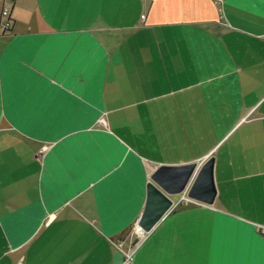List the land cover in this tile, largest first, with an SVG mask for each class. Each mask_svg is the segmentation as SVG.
Returning <instances> with one entry per match:
<instances>
[{
    "label": "crops",
    "instance_id": "obj_1",
    "mask_svg": "<svg viewBox=\"0 0 264 264\" xmlns=\"http://www.w3.org/2000/svg\"><path fill=\"white\" fill-rule=\"evenodd\" d=\"M3 7L0 264H264V0ZM207 157L212 203L140 232L151 172Z\"/></svg>",
    "mask_w": 264,
    "mask_h": 264
},
{
    "label": "water",
    "instance_id": "obj_2",
    "mask_svg": "<svg viewBox=\"0 0 264 264\" xmlns=\"http://www.w3.org/2000/svg\"><path fill=\"white\" fill-rule=\"evenodd\" d=\"M185 190L186 198L211 204L215 195L213 158L199 164L159 165L145 183L143 208L135 222L141 232L147 233L172 206V196Z\"/></svg>",
    "mask_w": 264,
    "mask_h": 264
},
{
    "label": "built area",
    "instance_id": "obj_3",
    "mask_svg": "<svg viewBox=\"0 0 264 264\" xmlns=\"http://www.w3.org/2000/svg\"><path fill=\"white\" fill-rule=\"evenodd\" d=\"M8 1H13V0H8ZM8 13H9V9L7 7H3L0 10V17L7 18L8 17ZM5 29H9L8 22L7 21H4V23L0 22V30H5ZM179 195H180V198L178 199V201L187 199L186 196H185V190H183ZM261 232L264 233V229H261ZM129 254L130 253L126 254L127 258L129 257Z\"/></svg>",
    "mask_w": 264,
    "mask_h": 264
},
{
    "label": "rangeland",
    "instance_id": "obj_4",
    "mask_svg": "<svg viewBox=\"0 0 264 264\" xmlns=\"http://www.w3.org/2000/svg\"><path fill=\"white\" fill-rule=\"evenodd\" d=\"M139 237H140V233H139V235H131L130 237H128L126 239V241L128 242V247L130 249L133 247V245L136 243V241L139 239ZM130 249H128V250H130ZM128 250H127V252H128Z\"/></svg>",
    "mask_w": 264,
    "mask_h": 264
},
{
    "label": "trees",
    "instance_id": "obj_5",
    "mask_svg": "<svg viewBox=\"0 0 264 264\" xmlns=\"http://www.w3.org/2000/svg\"><path fill=\"white\" fill-rule=\"evenodd\" d=\"M7 31H9V29H5V30H1V32L0 33H4V32H7Z\"/></svg>",
    "mask_w": 264,
    "mask_h": 264
},
{
    "label": "bare ground",
    "instance_id": "obj_6",
    "mask_svg": "<svg viewBox=\"0 0 264 264\" xmlns=\"http://www.w3.org/2000/svg\"><path fill=\"white\" fill-rule=\"evenodd\" d=\"M138 228V227H137ZM138 230H139V228H138ZM140 231V230H139ZM141 232V231H140Z\"/></svg>",
    "mask_w": 264,
    "mask_h": 264
}]
</instances>
